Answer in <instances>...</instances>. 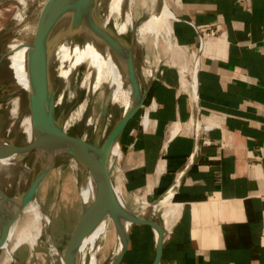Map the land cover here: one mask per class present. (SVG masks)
I'll list each match as a JSON object with an SVG mask.
<instances>
[{
  "label": "crops",
  "instance_id": "1",
  "mask_svg": "<svg viewBox=\"0 0 264 264\" xmlns=\"http://www.w3.org/2000/svg\"><path fill=\"white\" fill-rule=\"evenodd\" d=\"M166 1L198 69L195 80L182 61L146 70L144 104L120 141L121 194L155 220L149 205L181 176L159 264H264V0ZM156 254L154 228L135 223L120 264Z\"/></svg>",
  "mask_w": 264,
  "mask_h": 264
},
{
  "label": "bare ground",
  "instance_id": "2",
  "mask_svg": "<svg viewBox=\"0 0 264 264\" xmlns=\"http://www.w3.org/2000/svg\"><path fill=\"white\" fill-rule=\"evenodd\" d=\"M135 1L96 0L89 17L79 26L74 20L75 7H70L51 27L46 44L48 83L45 101L49 95H54L55 109L59 107L64 113L56 134L63 132L72 137L73 142L70 146L36 149L29 156L30 162L26 158L21 161L0 159V253L6 252L3 264L13 260V253L23 244L34 248L43 236L45 224L51 218L39 203L37 194L30 195L31 181L41 169H49L58 161H69L76 171L82 212L91 215V219L83 222L78 243L71 250V264H106L111 256L114 262L129 243L128 234L135 218L143 219L121 194L123 179L119 163L122 151L117 144L120 138L119 134L111 133L142 96L138 73L142 53L137 47L138 41L151 38L155 48L162 42L170 48L178 49V45L174 40L175 14L167 1L151 0L150 15L140 21L133 10ZM16 2L25 8V0ZM143 2L147 6V0ZM16 18L17 27L26 30L25 12L18 11ZM8 47L0 61V83L10 93L7 104H0V107L6 106L10 119L6 136L0 142L3 153L10 144H14L15 138H25L27 143L35 138L30 106L36 76L30 59L32 41L24 42L17 38ZM197 69L198 58L195 55L190 64L181 63L180 71L183 78L191 76L195 80ZM64 74L67 83L61 86L59 81ZM79 89L85 91L84 97H77L75 103L68 107V100L71 96L75 98ZM99 92L103 93L106 105L102 115H96L93 109ZM118 109L120 114L116 116ZM147 121L148 116L144 119L145 126ZM77 124L76 134H71ZM195 134L199 135V131ZM180 178L169 189L168 195L164 194L150 204L146 211L166 230L170 229L177 216L174 195ZM45 236L49 242L51 236L48 231ZM115 236L118 241L121 239L110 255L105 253L98 257L99 247L114 244ZM48 244L52 255L59 256L54 244Z\"/></svg>",
  "mask_w": 264,
  "mask_h": 264
},
{
  "label": "rangeland",
  "instance_id": "3",
  "mask_svg": "<svg viewBox=\"0 0 264 264\" xmlns=\"http://www.w3.org/2000/svg\"><path fill=\"white\" fill-rule=\"evenodd\" d=\"M16 1L17 0H0V61L3 54L8 51V45L14 39L18 38V40L20 39L24 42L33 41L41 11L45 3L47 2V0H25L26 6L25 8H23V6L19 5ZM146 4L147 6L144 4L143 0H136L133 5L135 17L138 21L150 15L152 8L151 0H147ZM18 11H24L26 14V24H28L26 30L22 29L21 27H17L18 23L16 14L18 13ZM137 47L141 50L142 53V59L138 67L141 86L142 79L146 75V70L150 72L152 69H154L152 67L155 65L154 62L172 64L175 62L177 63L179 61H182L187 62L189 64L191 63L190 59H187L188 55L183 53V50L179 49V47L178 49L170 48L165 42H162L158 48H155L153 46L152 39L148 38L144 41L139 40L137 43ZM59 83L61 84V86H65V84L67 83V78L65 74L60 77ZM9 94L10 93L8 92L5 85L0 83V104H7L6 102L9 98ZM84 94L85 91L81 89H79L78 95H76L75 98H73L70 94L71 98L68 100V107L75 103L77 97L78 99L84 97ZM104 102L105 101L103 93L99 92L98 97H96L94 100L93 107L94 112H96V115H102L104 113ZM119 114L120 110L118 109L115 115L118 116ZM136 115L139 116V111L134 116ZM63 116V109L57 107L55 109V118L57 123L63 120ZM9 121L10 119L9 114L7 112V108L5 105H2V107H0V142H2L6 136ZM78 127V124L75 125L71 130V134H76ZM118 141L120 142L121 140L118 139ZM119 142L117 144L121 143ZM26 143L27 142L25 138L22 137L15 138L14 140V144L17 148L24 146ZM33 152L34 151H32L29 156H31ZM29 156L26 157V160H28V162H30ZM46 168L41 169L36 175V177H38L39 174L49 170L48 174L42 179L38 186L37 198L46 213L50 216L51 220L48 224H45L44 234L38 240V244L34 248H31L28 244H23L13 253V260H10L7 264L64 263V252L66 246L73 235V232L78 224L83 209L77 173L71 166V163L67 160L58 161L56 165H52L49 169ZM34 179H32L31 183ZM168 192L169 190L165 194L168 195ZM109 217H111V215ZM137 220L138 217L135 218L133 223H136ZM47 231L51 236L49 242H52L54 246L58 249L59 256L52 255L51 247H49V242L47 241L45 236V233ZM121 232L118 235H120ZM116 236L113 238L115 239L114 244H111L110 246L108 244L105 246L104 244H102L99 247V251L97 253L98 257H103L105 253L110 255L114 245L118 244L121 239L120 237L118 241V238ZM3 248H5V246H3ZM5 258L6 252L4 251L3 253H0V264L4 263ZM101 260L102 259H100V261ZM112 260L113 256L109 258L106 264H114L116 260L114 262ZM69 264H71L70 261Z\"/></svg>",
  "mask_w": 264,
  "mask_h": 264
},
{
  "label": "water",
  "instance_id": "4",
  "mask_svg": "<svg viewBox=\"0 0 264 264\" xmlns=\"http://www.w3.org/2000/svg\"><path fill=\"white\" fill-rule=\"evenodd\" d=\"M96 0H47L45 3L40 18L38 21L35 37L32 41V47L30 52L31 63L35 70V82L34 90L30 95V106L32 112V119L35 130V138L33 141L26 143L24 146L17 148L15 144H10L9 149L3 153L0 151V159L2 160H24L29 154L41 147H60L65 145H71L73 142L72 137H68L63 132L60 135L56 134L57 129L61 123L56 121L55 118V98L54 95H49L46 100V89L48 83V66L46 58V44L50 34L51 27L54 22L59 18L61 13L70 7H75L74 20L76 25L79 26L84 23L89 17L90 12L95 5ZM147 94V90L143 89L140 101L121 119L113 128L112 135L119 134L121 140L123 131L131 120L132 117L141 109L144 104V100ZM47 103V104H46ZM106 105L104 107V113ZM103 113V114H104ZM67 139L69 141H67ZM120 143V142H119ZM102 165V162L100 163ZM49 170L39 174V176L33 181L30 189V195L37 194L38 186L42 179L48 174ZM103 175V174H102ZM109 179V176H106ZM110 180V179H109ZM90 213L83 211L78 224L73 232V235L66 246L64 254V263L69 264L71 250L78 243L80 229L84 221L91 219ZM136 223L150 224L156 233V258L153 264H159L163 248V227L160 223L152 218L138 219ZM131 232V231H130ZM130 236V233L128 234ZM127 246L119 255L114 264H120Z\"/></svg>",
  "mask_w": 264,
  "mask_h": 264
},
{
  "label": "built area",
  "instance_id": "5",
  "mask_svg": "<svg viewBox=\"0 0 264 264\" xmlns=\"http://www.w3.org/2000/svg\"><path fill=\"white\" fill-rule=\"evenodd\" d=\"M207 35L208 36H216L217 35V31L212 29V30L208 31ZM202 38H204L203 35H202Z\"/></svg>",
  "mask_w": 264,
  "mask_h": 264
}]
</instances>
